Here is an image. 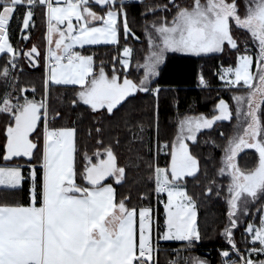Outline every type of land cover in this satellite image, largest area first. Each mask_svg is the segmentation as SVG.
<instances>
[{"label":"snow or ice","instance_id":"6c2138e0","mask_svg":"<svg viewBox=\"0 0 264 264\" xmlns=\"http://www.w3.org/2000/svg\"><path fill=\"white\" fill-rule=\"evenodd\" d=\"M146 7L154 18L145 23L142 39L131 26L127 0H0V264H160V240L194 247L202 234L187 178L207 173L188 142L234 119L231 136L219 132L224 142L216 145L221 155L215 175L227 181L221 264H264V0H162ZM37 11L46 21L45 51L35 44L16 47L14 35L20 43L30 40ZM237 32L247 37L243 45ZM130 40L141 46L134 49ZM93 45L116 47L110 69L86 54L85 46ZM226 52L235 61L216 75L235 90V106L220 99L211 117L180 119L174 142H157L164 165H148L164 207L161 226L152 207L130 206L131 196L118 194L114 185L126 184V168L102 126L87 146L75 127L57 126L63 114L51 102L52 89L71 91L73 107L111 116L139 93L158 97L155 80L169 53ZM42 58L46 74L37 98L34 86L20 85L18 73L24 60L39 67ZM200 83L208 86L203 75ZM246 149L254 150L253 163L241 167L238 157ZM215 184L210 178L207 195L225 191L223 182ZM25 187L27 203L9 200ZM257 202L254 220L249 205ZM173 255L168 264H209L179 249Z\"/></svg>","mask_w":264,"mask_h":264},{"label":"trees","instance_id":"16d2710c","mask_svg":"<svg viewBox=\"0 0 264 264\" xmlns=\"http://www.w3.org/2000/svg\"><path fill=\"white\" fill-rule=\"evenodd\" d=\"M162 0H143V4L137 6V1L128 4L127 11L131 26L137 35L143 39V28L145 23L152 22L151 13L148 7L157 4ZM241 4L243 0H238ZM35 28L32 29L31 38L24 43H20L19 37L14 35L16 47L26 48L32 44L38 46L42 52L46 46V21L42 14L37 11L34 17ZM15 31V29H14ZM236 36L243 45L247 37L241 32ZM123 43V41H121ZM135 48L140 47L137 41H129ZM86 54H94L96 63L103 62L106 70L110 69L113 56L117 55V49L112 45L85 47ZM235 56L231 53L213 54L209 56H191L171 53L168 54L163 66L160 68V75L155 83L160 88V93L156 98L154 95L139 93L135 97L129 98L131 103L125 102L115 114L101 117L93 113L88 106L78 105L73 107L71 101L73 93L63 88L54 87L52 89V104L62 112L57 126L75 127L77 129L78 141L81 145L87 146L95 143L92 137L96 136L94 129L103 128L102 135L106 141L114 144L115 151L119 158V163L125 166L127 173L126 184L117 187L118 194L130 195V206L154 207L155 192L154 184L150 179L151 169L149 163L158 160L160 166L164 165V153L161 151L157 155V142H174L178 122L180 119L189 116L204 115L211 117L216 111V106L220 99L226 100L233 107L235 101L230 97L235 90L226 89L221 83L216 73L224 67L232 66ZM3 57H0V64H3ZM23 72L18 73V79L22 86H34L37 90V98L43 88V81L46 74L44 59H41L39 67H30L27 60L22 63ZM142 71V70H141ZM203 75L208 86H202L200 76ZM4 85L0 82V92H3ZM236 94H242L236 92ZM235 119L232 122H218L213 129L205 130L197 136V142L190 144V148L201 161L202 172L199 180L188 179V189L195 194L198 205L197 223L202 234V240L196 243L194 249H187L185 243H167L169 248L179 249L181 255L200 257L207 259L209 264H221L220 251L226 244L221 232L227 224V204L225 202L227 181L215 173L219 167L220 149L216 145L224 142V137L219 135L223 131L227 136H231L235 128ZM2 126V121H0ZM143 126V132L140 131ZM91 131L92 136H89ZM132 133H135L133 137ZM2 139V138H0ZM119 140L120 143L115 142ZM215 142V143H214ZM253 153L251 149H246L240 154L238 160L241 167H250L253 163ZM214 178L217 184L214 188L224 183L225 191L219 196H211L205 193L209 179ZM145 193L148 198L144 199ZM10 201L27 203V188L16 196H10ZM255 205H249V214L252 218L258 219L259 213ZM160 223L163 220V209L159 210ZM247 217H245L246 219ZM237 243H241L239 231L236 235ZM175 251H161L159 253L160 264H168L174 258Z\"/></svg>","mask_w":264,"mask_h":264},{"label":"built area","instance_id":"2783aa9c","mask_svg":"<svg viewBox=\"0 0 264 264\" xmlns=\"http://www.w3.org/2000/svg\"><path fill=\"white\" fill-rule=\"evenodd\" d=\"M132 2H133V0H127V4H130ZM207 85H208V82H207ZM162 205H163V203H160V202L158 204V199H157L156 200V206H155V209H154V213L156 214V219L158 220L159 223H160L159 210H160ZM159 249H160L159 253L161 251H166V250H170V251H175L176 250L175 248H169L167 243L164 242V241H161V240L159 241Z\"/></svg>","mask_w":264,"mask_h":264},{"label":"rangeland","instance_id":"374dc122","mask_svg":"<svg viewBox=\"0 0 264 264\" xmlns=\"http://www.w3.org/2000/svg\"><path fill=\"white\" fill-rule=\"evenodd\" d=\"M133 1L136 2L137 0H133ZM93 46H105V45H93ZM93 46H92V47H93ZM85 47H91V46H85ZM169 54H171V53H169ZM176 54L188 55V54H184V53H176ZM211 55H213V54H211ZM207 56H209V55H207ZM162 66H163V64L160 66V68H161ZM159 70H160V69H159ZM220 70H221V69H220ZM220 70H219V71H220ZM220 81H221V80H220ZM221 83L223 84L222 81H221ZM226 89H227V88H226ZM155 97L157 98V96H155ZM189 117H197V116H189ZM224 122H228V121H224ZM205 130H207V129H205ZM205 130H202V131H205ZM202 131H201V132H202ZM177 132H178V129H177ZM198 135H199V133L197 134V136H198ZM188 143H189V145H190V144H193L191 141H189ZM253 151H254V150H253ZM156 161H157V160H156ZM155 197H156V198H155V205H154L153 209H155V206H156V200H157V195H156V193H155ZM158 204H159V202H158ZM161 207H162V209H163V214H164V215H163L162 223L164 224L165 212H164V207H163V205H162ZM160 209H161V208H160ZM198 214H199V211H198ZM162 223H160L161 226H163ZM187 249H190V250H191V249H194V247L187 248Z\"/></svg>","mask_w":264,"mask_h":264},{"label":"crops","instance_id":"0c3cea01","mask_svg":"<svg viewBox=\"0 0 264 264\" xmlns=\"http://www.w3.org/2000/svg\"><path fill=\"white\" fill-rule=\"evenodd\" d=\"M92 47V46H91ZM164 215V214H163ZM162 223V222H161ZM163 224V223H162ZM163 241V240H161ZM166 243H184V242H179V241H164Z\"/></svg>","mask_w":264,"mask_h":264}]
</instances>
